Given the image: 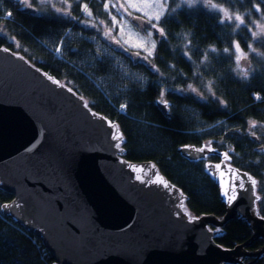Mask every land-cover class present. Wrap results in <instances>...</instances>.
I'll return each instance as SVG.
<instances>
[{"label":"water","instance_id":"obj_1","mask_svg":"<svg viewBox=\"0 0 264 264\" xmlns=\"http://www.w3.org/2000/svg\"><path fill=\"white\" fill-rule=\"evenodd\" d=\"M48 76L22 54L0 50V190L12 196L1 204L4 216L35 235L58 264H244L241 249L246 243L224 246L215 239L224 233L225 223L238 216L264 240L257 185L253 191H240L229 204L223 195L229 187L227 171L204 168L218 188L225 213L195 215L188 196L153 160L125 157L126 137L116 121ZM156 105L167 113L168 102L165 106L158 99ZM115 133L122 134V151ZM185 145L178 147L182 157L204 160L197 158L199 153L189 154ZM213 148L216 151L206 155L219 160L205 164L223 159L226 151ZM226 164L250 174L234 166L232 158ZM141 166L145 171L154 166L153 172L175 191L145 182L156 176L137 172ZM250 255L264 256V245Z\"/></svg>","mask_w":264,"mask_h":264},{"label":"trees","instance_id":"obj_2","mask_svg":"<svg viewBox=\"0 0 264 264\" xmlns=\"http://www.w3.org/2000/svg\"><path fill=\"white\" fill-rule=\"evenodd\" d=\"M105 1L70 0V15H65L52 10L39 14V8L33 7L28 12L15 0H0V46L16 50L84 96L94 110L116 121L126 137L125 157L135 161L153 160L188 196L187 205L192 213L220 216L222 205L203 162L185 159L178 147L200 146L204 140L212 141L213 147L230 151L232 164L264 179V136L258 131L253 136L248 132L249 121L264 126V56L251 52L248 47L251 44L257 52L264 53V40H253L251 35L252 31H257V22L264 25V14L254 9L249 13L253 0H213L230 13L245 14L246 22H256L237 28L235 21L221 23L223 13L203 3L189 7L184 0H168V11L158 25L165 35L157 39L148 62L137 64L129 59L125 53H135L133 49H117L116 54H124L129 66L146 79L145 83L139 85L126 80L118 82L120 89H116L109 58L104 56L102 48H94L88 38L70 40L62 54L55 53L57 44L67 40L66 32L70 30L96 37L106 49L112 47L101 36L103 24L99 25L100 21L105 22L106 28L112 25L111 16L104 10ZM255 2L260 3V0ZM84 3L91 9L92 17L81 11ZM261 7L264 8V4ZM8 12L12 13L11 17L6 16ZM93 21L96 27L86 26ZM12 37L18 48L13 47ZM234 41L254 61L243 71L237 67ZM226 48L229 52L224 51ZM244 71H248L247 77ZM101 77L105 81H100ZM189 85L197 91L193 92ZM157 99L169 102L168 115L156 105ZM120 104L127 105L124 111L120 110ZM193 110L200 119L197 122L191 116ZM222 120L229 126L227 129L218 127V133L209 135L195 131ZM11 199L10 194L0 190V207ZM258 206L264 214V199ZM246 234L247 227L232 218L224 226V233L215 240L224 246H233ZM54 262L35 235L0 210V264Z\"/></svg>","mask_w":264,"mask_h":264},{"label":"snow or ice","instance_id":"obj_3","mask_svg":"<svg viewBox=\"0 0 264 264\" xmlns=\"http://www.w3.org/2000/svg\"><path fill=\"white\" fill-rule=\"evenodd\" d=\"M20 2L25 5L28 8H32V0H20ZM63 2L68 5V7L60 9L57 8L55 9L57 12H63V14L65 15H70V7H71V3L70 0H63ZM185 3H187V5L189 7L197 4V3H203L205 7L210 8L212 10H215L217 12H222L223 13V19L221 20V23H224L225 20L227 21H235L236 22V27L239 28L240 26L244 25V26H248V23L251 24H255V21L252 22H246L245 20V14H241V13H230L228 9L224 8L222 5H219L217 3H214L213 0H184ZM41 4L44 3H49L51 4V0H40ZM125 4L127 6H125ZM125 4H119V6L117 4L114 3H108L106 2L104 4V10L106 12H108L109 16H111V23H112V28L117 27V25L120 23L119 21H117L116 17L112 15V13L109 11L110 8H116L117 11H121L123 10L124 15L121 16V20L124 22L123 25H120L121 27V32H123L124 30V26L125 25H130L131 21H139V25L138 27H143V25L145 23H147V25L149 26V31H148V37L150 38L153 35V30H155L156 32L159 33V35L161 37H163L165 35V32L163 30V28H160L159 22L161 21V19L165 16L166 12L168 11V0H140V4L134 3L133 0H125ZM143 4H147L148 7H156L158 9V11L156 12L155 15H150L148 12L146 11H142V6ZM261 4H264V0H260V3L255 2V0H253L251 9H249V13L251 12L252 9H254L257 13H262L264 14V8L261 7ZM53 7H55V5H52ZM179 6V5H178ZM81 11L87 16V17H92L93 13L91 11V9H89L87 3H84L81 5ZM172 11H175V9H172ZM133 12H137V13H142V15L139 16H134ZM7 16L11 17L12 13L8 12L6 13ZM125 15L129 18V19H125ZM143 17H147L146 20L143 19ZM104 21H100V24H103ZM87 27H96V23L93 21L92 23L88 24L86 23ZM257 26V31H252L251 35L253 40H258L261 38H264V25H256ZM112 28H110L108 30V32L105 33L106 36L110 35L112 32ZM235 30V29H234ZM249 31H251V28L249 27ZM13 41H15V37H12ZM114 42L117 44H120L121 41L120 40H116L114 39ZM62 43V42H61ZM127 42L125 41V44ZM19 46V45H17ZM129 47H136L138 49H143L147 55H145L143 57V59L147 60L150 56L153 55L155 47H156V42L153 40L152 41V47L149 49L147 47H145L144 43H139V44H135V45H128ZM234 48L236 50V52L238 53L236 60H237V67H239L240 65V61L243 60H247L248 58V54L247 53H243L240 49V45L239 43H235ZM249 49L251 52L256 53L257 55L260 56H264V53H259L257 52V50L255 48H252L251 44L248 45ZM0 50L3 51H9V49L7 48H2ZM125 50H127V48H125ZM55 51L57 54H60L62 52V46L61 45H57L55 48ZM213 51H215V49H213ZM225 52H229V49H224ZM137 56L140 55V52L137 51L136 53ZM207 59V55H205V60ZM243 75L245 77L248 76V71H244ZM48 79L52 80L53 83L57 84L59 87H64V85H62L60 83V81L54 79L51 76H48ZM189 89H191L193 92H196L197 90L195 88H192L191 85L188 86ZM69 92H72V88H68L67 89ZM208 90L211 92V82H209L208 85ZM165 93L164 91L161 92V96H163ZM214 95V93H213ZM259 98V97H257ZM81 99H83L81 97ZM165 106H167V102L166 101H162ZM221 103L223 104L224 102L221 101ZM84 107L88 108L89 105L88 103L85 101L84 102ZM127 105L126 104H120V110L124 111L126 109ZM93 116H96L98 119L103 120V117H100L97 113H92ZM109 127H113L112 123L109 122ZM257 127V122L256 121H249V128L250 129H254ZM254 135V133H253ZM113 139L117 141L116 143V147L118 149H120L121 151L123 149H121L120 147V141H122L123 137L122 134L120 133H115L113 136ZM212 141H207L205 144H203L201 147L199 148H190V146L185 145L184 148L186 151H189V154L191 152H196L201 154L200 156H198V159H204L207 160L208 156L206 155V153H211V152H215L216 149H214L212 147ZM262 151H264V149H262ZM223 159L221 160V162L219 164H215L212 165L210 163L205 164V169L206 170H211V169H216V170H223V171H227L228 173V184L229 187L225 188L223 190V195L227 197V202L229 204H231L236 198L237 195L239 194L240 191L243 190H248V191H253L257 185V181L256 179H254L250 174L246 173V172H240L238 169H233L231 168L229 165L226 164V162H229L231 160V156L229 155V152H224L222 153ZM154 166L149 167L146 171L144 170L143 166L141 167H137L135 170L137 172H143L144 176H150L155 174L156 179L155 180H148L145 182H151V183H156L160 186H163L165 189H167L168 191L172 192L175 191L174 186L166 183L163 179H161L159 177L158 173H154L153 172ZM223 171H221V176L223 175ZM210 175H213L214 177L216 176V172L215 171H210L209 172ZM137 179H142L141 176H137ZM250 185V187H249ZM181 200H183V195L181 194L180 196ZM256 200H261L264 199L262 197H255ZM8 205H4L3 207H7ZM181 208H183V203H181L180 205ZM185 214H187V212H185ZM189 219H196V217H191L189 216Z\"/></svg>","mask_w":264,"mask_h":264},{"label":"rangeland","instance_id":"obj_4","mask_svg":"<svg viewBox=\"0 0 264 264\" xmlns=\"http://www.w3.org/2000/svg\"><path fill=\"white\" fill-rule=\"evenodd\" d=\"M15 1L19 4L21 9L26 11L27 7L25 5H23L20 2V0H15ZM98 1H101V0H98ZM111 1L114 4H117L118 6H119V4H125V0H111ZM106 2L111 3L110 0H106L105 3ZM133 2L140 4V0H133ZM52 5H55V7H53ZM125 6H127V5L125 4ZM141 6H142V11H146L150 15H155L156 12L158 11V9L156 7H148L147 4H143ZM32 7L33 8H39L38 13L40 14V13H45L48 10H52L54 12H57L55 9H57V8L63 9V8L68 7V5H66L63 2V0H51V4H49V3L41 4L40 0H32ZM110 9H112V10H109L112 13V15L115 16L117 21L120 22L117 25V27L112 28V25L110 27V28H112V33H113L112 39L107 38L105 35V29H107L105 24H104L105 22L103 23V27L101 26L102 24L99 23V25L101 26V34H102L101 36H103L111 44V46H112L111 48L106 49L105 46L103 45V43L101 41H99L96 37L90 38V37H87V35L84 34L83 32H80V31L72 32L71 30L66 32L67 40L64 39V42L60 41L57 45L62 46V52H63V50L65 51V49L69 47L68 41H70V40L74 41V40H77V38L78 39H80V38L87 39L88 38L87 40H89L94 45L93 46L94 48H96V49L102 48L104 50V53H103L104 56L106 58H109L110 65H111L112 70L114 71L115 77H116V80L114 81V85H113L114 88L120 89L118 82H124L126 80L134 82L135 84L137 83L139 85H143L145 83L146 79L143 76H141L138 72H136V68H131L129 66V62L127 61L124 54H121V53L116 54L117 49L121 50L122 47L127 48V49H131V50L133 49L135 53L126 52L125 55L128 56L129 59L133 60L137 64L146 63L149 61V58H151V56L147 60H145V59H143V57L145 55H147V53L143 49H138L136 47H129L128 45H135V44H139V43H144L145 47L150 49L152 47V41L154 40L155 42H157V39L159 38L160 35L158 32L153 31V35L149 38L148 37L149 28H147L146 26H143L142 28L138 27V25H139L138 23H140L139 21H138V23L136 21H131L130 25H125L123 32H121L120 25H123V23H124L121 20V16L124 15L123 10L118 12L116 8H110ZM113 10L115 12H113ZM58 13H63V12H58ZM133 15L139 16V15H142V13L133 12ZM125 19L127 20L129 18L125 15ZM143 19L146 20L147 17H143ZM262 24H263L262 22H257V25H262ZM0 30H1V28H0ZM114 39L120 40L121 43L120 44L115 43ZM261 39L264 40V38H261ZM125 41L127 42L126 44H125ZM235 43H237V42L234 41L233 45ZM12 44H13L14 48L19 47V46H17L18 44L16 41H13ZM70 48H72V47H70ZM240 49L243 53H246L241 47H240ZM234 50H235V48H234ZM14 51L17 52L16 50H14ZM137 51L140 52L139 56L136 55ZM62 52L60 54H62ZM55 53H56V51H55ZM57 55H59V54H57ZM237 55H238V53L235 50V57H237ZM236 62H237V60H236ZM251 62H254L251 57H248L247 60L242 59L240 61V65L238 68L242 69V71H243V70H245L244 67L249 65V63H251ZM102 80H104V78L101 77L100 81H102ZM191 116L194 117V120H193L194 122L195 121L197 122L200 120L199 118H197L198 114L195 113L194 110H193V114ZM222 121H219L215 124H211L207 127L201 128V129H196L195 131H197L198 133H201V134L207 133L209 135H213V133H215L217 131L218 127H220V129H222L223 127H224L223 129H227V127L229 126L228 122H226V121L222 122ZM202 125H203V123H202ZM214 125H215V127L212 128ZM257 131L261 135L264 136V126H260L259 124H257V127L254 129H250L248 126V132L250 133L251 136H253V133L256 134ZM216 133H218V132H216ZM262 140H263L262 142H264V137ZM204 167H205V165H204ZM257 206H258V204H257ZM54 264H57V263L54 262Z\"/></svg>","mask_w":264,"mask_h":264},{"label":"flooded vegetation","instance_id":"obj_5","mask_svg":"<svg viewBox=\"0 0 264 264\" xmlns=\"http://www.w3.org/2000/svg\"><path fill=\"white\" fill-rule=\"evenodd\" d=\"M111 10V9H109ZM138 23V21H136ZM139 24V23H138ZM108 26V24H106ZM143 26H146L147 28H149V26L147 25V23H145ZM111 27V26H110ZM110 27L108 26V30L110 29ZM105 29V33L108 32V30ZM154 32H156L155 30H153ZM102 35V34H101ZM103 37V36H102ZM107 38L109 39H112L113 37V33L111 32L110 35L106 36ZM104 38V37H103ZM158 100V99H157ZM160 100V99H159ZM168 102V101H166ZM169 113V102H168V111L166 113V115H168ZM202 143H206V141H202L200 143V145ZM213 146V145H212ZM227 152H229V155H230V151L229 150H226ZM219 158L216 157V156H209L207 160H201L204 165L206 163V161H218ZM234 165V164H233ZM235 166V165H234ZM237 168H239L238 166H236ZM240 170H244L246 171L245 169H242L241 167L239 168ZM250 173V172H249ZM251 174V173H250ZM252 175V174H251ZM264 175V174H263ZM252 177H254L256 180H257V193H258V196L259 197H262L264 198V179L261 180V178H257L256 176L252 175ZM215 185V183H214ZM216 186V185H215ZM216 193H217V198H218V188L216 186ZM262 200V199H261ZM261 200H258L257 204L261 203ZM219 201V199H218ZM220 203V202H219ZM221 204V203H220ZM222 205V204H221ZM222 209H223V213L219 216L221 217L222 215H224L225 213V207L222 205ZM258 212H259V216L264 218V214L261 212V209L260 207L258 206ZM232 218L242 222L248 229V234H246L241 240V242H239L238 244H242V243H246V245H244L243 249H241V258H242V262L244 264H264V256H259L258 258H255V257H252L250 254L259 250L263 245H264V240L261 239L260 237H255L253 235V232L250 230V228L248 227V225L241 221V219L238 217V216H233ZM231 218V219H232ZM226 225V223H225ZM224 225V226H225ZM224 226L222 227V229L224 230ZM213 228V227H212ZM248 242V243H247Z\"/></svg>","mask_w":264,"mask_h":264},{"label":"clouds","instance_id":"obj_6","mask_svg":"<svg viewBox=\"0 0 264 264\" xmlns=\"http://www.w3.org/2000/svg\"><path fill=\"white\" fill-rule=\"evenodd\" d=\"M28 8V7H27Z\"/></svg>","mask_w":264,"mask_h":264}]
</instances>
